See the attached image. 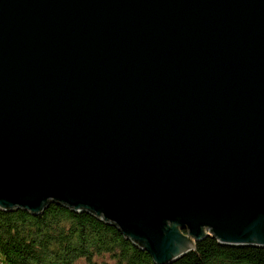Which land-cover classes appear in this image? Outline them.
I'll use <instances>...</instances> for the list:
<instances>
[{
	"label": "water",
	"instance_id": "95a60500",
	"mask_svg": "<svg viewBox=\"0 0 264 264\" xmlns=\"http://www.w3.org/2000/svg\"><path fill=\"white\" fill-rule=\"evenodd\" d=\"M53 201L264 247V0H0V208Z\"/></svg>",
	"mask_w": 264,
	"mask_h": 264
},
{
	"label": "trees",
	"instance_id": "16d2710c",
	"mask_svg": "<svg viewBox=\"0 0 264 264\" xmlns=\"http://www.w3.org/2000/svg\"><path fill=\"white\" fill-rule=\"evenodd\" d=\"M0 254L6 264H157L117 225L57 201L38 214L0 208ZM168 264H264V247L228 245L210 234Z\"/></svg>",
	"mask_w": 264,
	"mask_h": 264
},
{
	"label": "rangeland",
	"instance_id": "374dc122",
	"mask_svg": "<svg viewBox=\"0 0 264 264\" xmlns=\"http://www.w3.org/2000/svg\"><path fill=\"white\" fill-rule=\"evenodd\" d=\"M0 264H6L5 261H4V259H3V257L1 256V254H0Z\"/></svg>",
	"mask_w": 264,
	"mask_h": 264
}]
</instances>
